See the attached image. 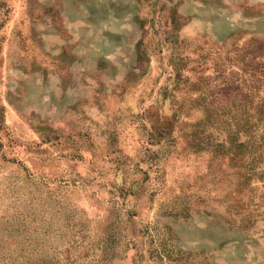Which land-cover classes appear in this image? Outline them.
I'll use <instances>...</instances> for the list:
<instances>
[{"label": "rangeland", "instance_id": "obj_1", "mask_svg": "<svg viewBox=\"0 0 264 264\" xmlns=\"http://www.w3.org/2000/svg\"><path fill=\"white\" fill-rule=\"evenodd\" d=\"M0 264H264V0H0Z\"/></svg>", "mask_w": 264, "mask_h": 264}]
</instances>
